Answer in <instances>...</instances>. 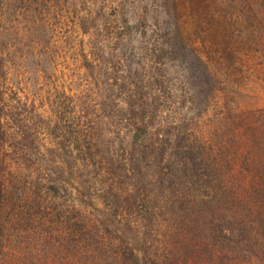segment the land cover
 Instances as JSON below:
<instances>
[{"label":"trees","instance_id":"16d2710c","mask_svg":"<svg viewBox=\"0 0 264 264\" xmlns=\"http://www.w3.org/2000/svg\"><path fill=\"white\" fill-rule=\"evenodd\" d=\"M53 8L0 0V264H264V108L225 103L209 137L183 127L194 107L206 113L210 104L182 95L174 61L184 48L168 14L152 11L143 34L150 74L120 88L115 106L127 135L107 143L91 125L72 141L68 128L87 118H67L66 94L28 95L52 79ZM19 18L38 27L41 54L24 57L31 71L18 67ZM85 65L95 80V62ZM161 224L174 230L165 253L152 243Z\"/></svg>","mask_w":264,"mask_h":264},{"label":"rangeland","instance_id":"374dc122","mask_svg":"<svg viewBox=\"0 0 264 264\" xmlns=\"http://www.w3.org/2000/svg\"><path fill=\"white\" fill-rule=\"evenodd\" d=\"M261 1L256 5L250 0L253 4L250 6L248 0L238 3L232 0H53L54 8L47 19L52 35L49 46L54 57L52 79L44 87H40L41 81L36 92L28 94L29 98L43 93L55 100L66 94L70 99L67 118H87L78 122V131L77 122L68 128L67 136L72 141L77 132L79 139L86 137L91 125L95 128V137L101 136L107 143L118 140L119 135H127L120 128L122 125L118 126L115 106L121 100L122 89L128 88V82L140 84L150 74L151 59L147 39L143 38L148 27L145 15L162 12L168 14V24L175 30L174 39L184 48L183 53L177 51L174 61L189 91L185 90L182 95L188 94V98L184 97L188 103L195 100L200 105L205 100L210 104L206 113H198L199 106L194 107L195 111L185 116L183 127L192 122L195 133L209 137L216 115L225 112L221 107L225 103L243 109L264 108V6ZM251 9L258 14L257 18ZM218 15L225 18L220 19ZM94 23L97 31L91 30ZM16 24L20 36L18 67L22 69L25 55L41 54L32 35L38 27L21 18ZM86 59L95 62V80L86 70ZM27 64L25 61L24 70L31 71ZM135 70L139 75L132 79L130 74ZM111 78L119 79V86ZM101 101L107 103V112L103 111ZM37 107L44 117L49 115L42 101ZM117 154L122 153L119 150ZM161 226L152 243L165 253L170 250L174 230L166 224Z\"/></svg>","mask_w":264,"mask_h":264}]
</instances>
